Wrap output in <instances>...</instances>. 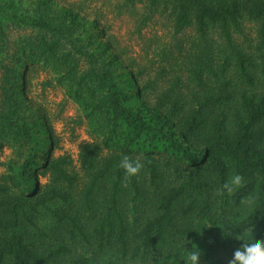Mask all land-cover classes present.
<instances>
[{
    "label": "trees",
    "instance_id": "obj_1",
    "mask_svg": "<svg viewBox=\"0 0 264 264\" xmlns=\"http://www.w3.org/2000/svg\"><path fill=\"white\" fill-rule=\"evenodd\" d=\"M18 1L31 2L33 16L0 0V51L7 22L38 29L40 57L55 65L96 139L79 143L76 162L54 155L58 139L25 96L19 56H9L0 264H183L185 244H206L203 258L226 264L219 252L232 254L239 242L223 233L250 226L264 240V0H132L165 14L175 33L194 31L182 47L184 79L161 81L144 79L88 8ZM246 21L254 37L238 41ZM124 156L141 160L138 175L125 178ZM233 174L241 185L223 192Z\"/></svg>",
    "mask_w": 264,
    "mask_h": 264
},
{
    "label": "rangeland",
    "instance_id": "obj_2",
    "mask_svg": "<svg viewBox=\"0 0 264 264\" xmlns=\"http://www.w3.org/2000/svg\"><path fill=\"white\" fill-rule=\"evenodd\" d=\"M88 8L92 13L102 17L101 22L111 35V41L121 48L123 54L133 61V67L142 70L144 79L160 75L177 73L184 79L182 47L194 35L191 28L175 33L170 19L165 14H150L144 2L132 0H67ZM19 13L33 16V5L29 1L15 2ZM146 11V15L143 13ZM149 15V16H148ZM255 25L246 21L243 24V34L238 41L254 37ZM6 49L0 51V97L4 75H14L16 66L9 62V56H19L25 75L29 81L28 99L40 105L51 126L58 145L52 153L69 154L74 162L77 160L78 145L82 141L95 140L84 118L80 107L65 92L58 83L56 67L51 62L40 57L42 47L39 45L40 32L29 25L17 21L7 22ZM182 51V54H180ZM7 65V66H5ZM9 68V69H8ZM13 68V69H12ZM86 68V62L80 60V70ZM31 97V98H29ZM11 152L9 144H0V175L5 171V162ZM44 182V179H40ZM206 244H200V264L215 263L214 258L204 259L208 255ZM219 256L222 263L228 264L231 253L221 250Z\"/></svg>",
    "mask_w": 264,
    "mask_h": 264
},
{
    "label": "clouds",
    "instance_id": "obj_3",
    "mask_svg": "<svg viewBox=\"0 0 264 264\" xmlns=\"http://www.w3.org/2000/svg\"><path fill=\"white\" fill-rule=\"evenodd\" d=\"M140 159L124 156L119 162V167L123 169L125 178L138 175L142 168ZM243 178L239 174H233L223 185V192H232L234 188L241 185ZM225 237H232L238 241V245L232 250L228 264H264V240L253 236L251 227L249 226L244 233L239 235L228 234ZM191 243V242H190ZM188 244V243H187ZM195 245V244H193ZM191 249L184 245V253L182 257L183 264H200L201 251L195 245Z\"/></svg>",
    "mask_w": 264,
    "mask_h": 264
}]
</instances>
